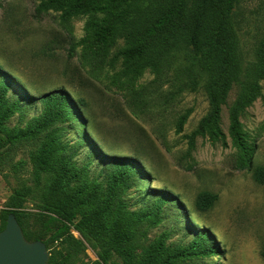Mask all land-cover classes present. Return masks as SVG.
<instances>
[{"label": "rangeland", "instance_id": "rangeland-1", "mask_svg": "<svg viewBox=\"0 0 264 264\" xmlns=\"http://www.w3.org/2000/svg\"><path fill=\"white\" fill-rule=\"evenodd\" d=\"M100 1L105 5L110 0ZM41 4L42 0H0V109H14L0 133V216L11 197H24L32 217L22 230L34 242L47 231L44 220L57 219L45 210L43 200L56 191L59 171L66 166L70 171L66 190L78 196L73 205L76 225L106 199L114 164L127 158L136 160L143 172L120 192L122 209L132 218L151 215L140 224L141 245L166 236L167 246L188 247L205 231L217 255L192 264H264V185L253 177L264 166L263 99L240 118L253 150L250 169H240L241 152L230 136V109L238 87L230 92L221 114L227 145L199 137L190 150L187 138L210 113L206 77L191 49H177L159 71L146 68L126 76L120 56L123 40L108 47L104 58L90 53L96 49V39L87 25L102 23L104 15L63 22L61 13L54 11L37 15ZM233 22L247 71L264 40V0H241ZM261 89L264 97V81ZM55 92L67 96L75 110L48 119V99ZM73 112L81 119H73ZM187 114L179 133L180 120ZM52 140L55 160L39 172L35 159ZM205 192L217 201L208 212H201L196 200ZM155 219L158 223L152 225ZM71 230L82 243L65 252L72 264L98 261L96 243L75 226ZM146 260L143 248H137L131 255L113 253L109 264Z\"/></svg>", "mask_w": 264, "mask_h": 264}, {"label": "trees", "instance_id": "trees-1", "mask_svg": "<svg viewBox=\"0 0 264 264\" xmlns=\"http://www.w3.org/2000/svg\"><path fill=\"white\" fill-rule=\"evenodd\" d=\"M241 0H110L103 5L100 0H42L37 15L51 11L61 13L63 22L73 17L88 14L104 15L101 22H89L87 31L95 33L96 49L94 56L105 57L107 49L116 40L124 41L125 49L120 52L123 59V73L136 74L143 69L159 71L163 63L180 47L193 51L197 57V67L206 77L205 93L210 113L199 123L196 131L187 139L190 150L195 149L197 138H209L226 146V137L221 129V114L230 92L239 88L234 106L230 109V136L233 144L241 152V170L250 169L253 158L252 147L244 134L241 116L246 109L262 95L261 82L264 81V40L255 52V62L244 71L240 56V40L233 14ZM50 110L47 117L58 118L69 109L74 111L73 102L62 92H55L48 99ZM3 108V106H0ZM14 109H0V133L6 121L13 115ZM76 121L81 119L77 112L71 114ZM188 114L181 118L178 132H182ZM40 127L36 128L38 132ZM24 137V134H22ZM88 142L96 147L95 143ZM57 148L54 140L45 144L35 159L38 171L43 172L55 160ZM114 164L110 190L106 199L92 213L74 224L76 214L73 205L78 196L66 190L70 180V171L64 166L59 171L56 191L44 196L45 210L54 213L57 219L44 220L42 235L34 242H43L49 251V264H72V249L82 247V243L73 237L71 227L75 228L100 249L99 260L93 264H109L113 253L131 255L137 248H143L145 264H192L198 259L217 255L208 232L202 231L193 244L188 247L167 246L164 236L149 246L140 244L139 228L151 215L144 214L132 218L122 209L120 192L127 188L142 169L136 160L122 158ZM254 180L264 185V166L254 172ZM217 197L211 193H201L196 207L201 212L213 208ZM26 200L21 195L10 198L0 219V233L5 230L7 220L14 214L22 227L32 217L25 209ZM158 221L155 219L152 225ZM49 239H46V237ZM264 255V251H263Z\"/></svg>", "mask_w": 264, "mask_h": 264}, {"label": "water", "instance_id": "water-1", "mask_svg": "<svg viewBox=\"0 0 264 264\" xmlns=\"http://www.w3.org/2000/svg\"><path fill=\"white\" fill-rule=\"evenodd\" d=\"M49 261L47 246L28 241L16 216L10 215L0 233V264H49Z\"/></svg>", "mask_w": 264, "mask_h": 264}]
</instances>
